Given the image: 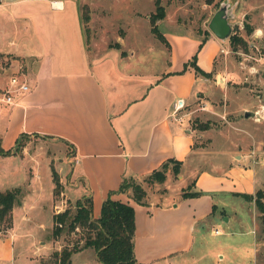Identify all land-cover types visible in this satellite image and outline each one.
Here are the masks:
<instances>
[{"label": "crops", "instance_id": "0c3cea01", "mask_svg": "<svg viewBox=\"0 0 264 264\" xmlns=\"http://www.w3.org/2000/svg\"><path fill=\"white\" fill-rule=\"evenodd\" d=\"M173 5L182 6L177 2ZM179 22L177 17L175 24ZM196 33L201 35L200 40L223 43L210 31ZM162 34L168 43L162 42L167 52L162 68L141 73L132 64L137 62L135 49L127 48L124 32L104 51L97 52L93 38L96 51L86 52L79 0H0V53L24 61L29 85L26 92L13 97L12 103L0 106V146L12 148L20 134L45 135L70 145L69 174L77 181L71 194L90 195L92 216L98 215L100 203L110 190L114 191L110 197L133 206L135 264H186V258L193 257L196 238L200 240L210 231L223 232L216 224L226 204L223 197L242 193L203 183L211 175L195 174L193 131L187 123V113L183 108L173 112L172 107L177 97L184 98L185 106L193 89H200L206 78L195 74L192 66L183 67L182 60L175 65L174 49ZM9 76L4 77L3 87ZM20 158L12 152L0 155V160L11 167L6 170L14 183L11 187L22 190L19 183L24 180V172ZM166 158L180 161L184 172L193 175L199 195L177 197L175 202L170 198L136 202L130 194L115 191L121 177L144 176ZM258 164L264 181V166ZM21 190L19 200L11 208L10 226L0 230V264H32L25 255L27 241L21 239L26 233L31 235L23 228L30 204ZM63 201L56 205L59 209ZM198 202L204 205L199 211L192 209L183 216L165 215ZM18 238L21 241L16 245ZM52 239L51 235L47 242ZM54 242V250H58L61 245L58 240ZM41 248L44 251L48 247L44 244ZM95 260V264H100Z\"/></svg>", "mask_w": 264, "mask_h": 264}, {"label": "rangeland", "instance_id": "374dc122", "mask_svg": "<svg viewBox=\"0 0 264 264\" xmlns=\"http://www.w3.org/2000/svg\"><path fill=\"white\" fill-rule=\"evenodd\" d=\"M79 2L84 44L88 54L96 49L97 52L104 51L107 46H113L116 36H121L124 32V40L129 45L127 48L135 49L137 62L132 64L136 65L137 72L162 68L166 48L149 30L147 20V15L154 11V0ZM170 2L159 0L163 5L165 18L157 27L167 36L174 49L175 65L178 66L182 60L188 61L186 65L192 66L189 60L194 57V62L201 71L213 69L207 77L194 72L206 79L200 89H193L182 109L187 113V123L193 131L192 155L197 165L195 174L211 175L213 178L203 180L208 185L224 186L252 194L256 188L263 186L262 171L258 163L264 166V0ZM176 2L182 6L173 5ZM221 3L226 5L231 24L229 35H237L239 42L230 43L229 35L223 43L213 39L204 41L196 33H208L206 23ZM177 17L181 22L175 24ZM93 38L97 42L96 49L92 45ZM26 69L28 68L23 60L0 53V89L4 88L6 75L25 77ZM0 106H3L2 102ZM244 110L251 114L244 117ZM196 123L201 128L194 126ZM14 147L15 144L12 153L21 156L23 164L24 180L19 184L23 187L25 201L30 204L27 207L28 221L23 228L31 235L26 233L21 238L27 241L25 255L32 264H50L48 260L57 244L54 240H58L61 246H70L71 243L78 245L81 242L77 239L79 230L61 233L57 238L49 240L51 243L47 242L51 238V214L58 209L56 205H60V200L64 199V205L58 211L65 207L73 209L74 201L82 198L71 194L77 183L69 174L71 146L48 136L23 135L19 138L18 147L13 150ZM14 159L16 161L18 158ZM9 168L10 165L6 166L0 160V190L12 188L11 184H14L6 174ZM191 176L193 175L184 172L180 162L176 164L170 161L160 170L159 176H124V187L120 192L130 194L136 185L144 191L142 200L170 198L175 202L183 191L195 188L198 190ZM54 177L57 184L53 182ZM199 184L201 182L197 186ZM223 201L226 203L223 205L224 210L216 221L223 232L211 234L210 231L204 233L200 240L196 238L199 244L196 246L195 241L193 257L186 258V264H264V213L260 214L251 202L252 199L242 196L223 197ZM201 208L204 205L191 203L165 215L183 216L192 209L199 211ZM18 239L16 245L21 241ZM44 244L48 248L42 251L41 245ZM93 254V248L83 247L71 255L69 264H95Z\"/></svg>", "mask_w": 264, "mask_h": 264}, {"label": "trees", "instance_id": "16d2710c", "mask_svg": "<svg viewBox=\"0 0 264 264\" xmlns=\"http://www.w3.org/2000/svg\"><path fill=\"white\" fill-rule=\"evenodd\" d=\"M164 15V8L159 0H154V11L148 15L149 30L153 35L167 45V41L162 32L157 27V20ZM82 17V14L80 15ZM240 38L235 34L229 35L230 43L239 42ZM194 68L195 73H200L203 76H210L213 69L210 71H201L195 64L194 57L189 60ZM187 62H184L183 67ZM201 128L197 123L194 125ZM24 134H20L15 139V147H18L19 138ZM45 136V135H44ZM12 152V148L4 149L0 146V155ZM174 162L178 164L180 161L173 158H166L161 162L158 168H154L150 173L144 176H154L160 173V170L165 167L166 163ZM124 176L115 191H121L124 187ZM53 182L57 184V179L54 177ZM20 187L5 188L0 190V230L6 229L11 223V208L12 205L19 200ZM114 192L108 191L105 198L100 203L97 216H92L91 213V197L83 195L81 200H75L73 209L69 207L63 208L61 211L51 214V235L53 238L58 237L61 233L67 234L79 230L80 244L71 243L70 246L63 244L58 250L51 252L50 264H69L70 256L73 252L83 248L91 247L95 252L96 259L100 264H135L136 259L133 254V232H134V209L133 206L125 201L110 197ZM200 190L183 191L180 194L181 198L197 196ZM243 198L252 199L254 205L259 210L260 214L264 213V181L262 188H257L254 193H239ZM144 191L133 186L130 197L136 202H142Z\"/></svg>", "mask_w": 264, "mask_h": 264}, {"label": "built area", "instance_id": "2783aa9c", "mask_svg": "<svg viewBox=\"0 0 264 264\" xmlns=\"http://www.w3.org/2000/svg\"><path fill=\"white\" fill-rule=\"evenodd\" d=\"M29 89V85L24 76L11 75L8 78L7 85L0 89V102L2 103H12L13 97L17 94L26 92ZM184 106V98L177 97L173 102L172 110L173 112L178 111ZM59 210V207H57ZM57 210V211H58Z\"/></svg>", "mask_w": 264, "mask_h": 264}, {"label": "water", "instance_id": "95a60500", "mask_svg": "<svg viewBox=\"0 0 264 264\" xmlns=\"http://www.w3.org/2000/svg\"><path fill=\"white\" fill-rule=\"evenodd\" d=\"M208 30L219 40H224L231 32V24L228 21V14L226 12V5L221 3L217 9L213 11L207 21ZM250 111L244 110L243 116H249Z\"/></svg>", "mask_w": 264, "mask_h": 264}]
</instances>
